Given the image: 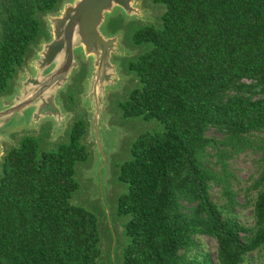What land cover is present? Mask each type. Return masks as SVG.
<instances>
[{
    "label": "trees",
    "instance_id": "16d2710c",
    "mask_svg": "<svg viewBox=\"0 0 264 264\" xmlns=\"http://www.w3.org/2000/svg\"><path fill=\"white\" fill-rule=\"evenodd\" d=\"M59 1L0 0V94ZM153 1L164 7L160 25L133 29L131 42L142 48L124 67L137 82L117 103L124 116L162 126L138 135L120 167L127 190L117 213L129 216L122 264H243L264 246V170L245 226L227 161L264 146V0ZM86 129L84 119L72 122L55 150L23 136L2 156L0 264H98L96 219L70 202ZM197 235L215 240V261L196 251Z\"/></svg>",
    "mask_w": 264,
    "mask_h": 264
},
{
    "label": "rangeland",
    "instance_id": "374dc122",
    "mask_svg": "<svg viewBox=\"0 0 264 264\" xmlns=\"http://www.w3.org/2000/svg\"><path fill=\"white\" fill-rule=\"evenodd\" d=\"M71 0H62V3L55 12L41 16L44 24L42 29L48 25L47 16L60 13L65 3ZM133 10L128 15L120 7H115L111 18L104 26V33L110 34L111 24L120 28L115 33L120 35L117 50L122 51L113 55V61L117 62L119 80L113 88L105 93V103H95V89L88 85L86 78L90 74L89 60L82 59L77 53L76 58L87 63V70H78L75 74L72 71L58 90L55 103L66 112V120L61 126L55 125L52 119L54 116L39 119V123H33L35 103L20 109L15 113H9L0 117V175L2 173L1 157L2 147L6 152L10 147L17 146L23 136H34L39 143V150H55L60 143L67 142L69 130L72 122L77 119H84L87 129L81 136V143L87 150V157L83 161H77L74 166V178L77 181V188L70 198L72 204L81 206L96 219L99 233L100 256L98 264H122L124 248L128 242L124 224L128 220V215L117 213V203L119 197L126 192L127 184L119 179L121 165L130 158V148L132 142L138 135L147 130H159L161 124L155 119L144 120L140 116H124L118 102L124 101L130 89L136 84V78L129 75L124 70L123 64L126 59L134 57L141 50V45L130 44L131 33L134 28L143 24L160 25V14L164 7L161 3L153 0H130ZM123 15L119 17V15ZM47 25V26H46ZM109 31V32H108ZM113 33V34H115ZM47 33L32 47L30 54L26 58L23 66L16 72L8 91L0 94L1 100L11 101L14 93L23 81L24 72H31L32 63L37 58V50L40 47L42 38H46ZM52 67V66H51ZM49 67V68H51ZM48 68V69H49ZM37 79V77H35ZM10 88V89H9ZM92 88V89H91ZM26 92L31 89L24 87ZM101 85H99L100 94ZM97 90V87H96ZM98 94V92L96 93ZM5 107L0 104V108ZM95 112L98 118L94 120V127L91 133V116L94 119ZM49 118V119H47ZM51 118V119H50ZM46 121L48 124H43ZM40 124L41 125L40 127ZM3 126V128H1ZM51 127V128H49ZM39 128V129H38ZM9 135V136H8ZM207 135L219 136L213 130H208ZM264 146L256 151L247 150L231 157L227 161V167L233 174L231 186L235 192L234 211L237 219L245 226H252V204L255 197V190L252 189L253 181L264 170ZM3 152V153H4ZM214 159V158H213ZM212 159V161H213ZM217 168V167H216ZM220 186L213 184L211 188L212 198L216 202H221L223 197L220 194ZM198 253H208L215 261L216 242L206 235L195 236ZM243 264H264V246L249 253Z\"/></svg>",
    "mask_w": 264,
    "mask_h": 264
},
{
    "label": "water",
    "instance_id": "95a60500",
    "mask_svg": "<svg viewBox=\"0 0 264 264\" xmlns=\"http://www.w3.org/2000/svg\"><path fill=\"white\" fill-rule=\"evenodd\" d=\"M115 7H120L127 15L133 10L130 0H71L65 3L60 13L47 16L46 28L51 36L40 43L31 72H24L20 87L11 95L13 100H1L5 107L0 108V117L35 103V110L31 113L35 117L33 123H39L44 116H54V124L61 126L66 120V112L55 100L61 84L68 80L73 70L78 71L77 53L90 62L91 70L86 80L95 89V103L104 104L105 93L116 83L113 80H119L117 62L112 57L120 52L123 54L117 50L120 35L103 32L104 23L108 15L114 13ZM24 87L31 90L26 92ZM92 116L91 133L94 120L99 117L97 112L94 119Z\"/></svg>",
    "mask_w": 264,
    "mask_h": 264
},
{
    "label": "flooded vegetation",
    "instance_id": "af4514ba",
    "mask_svg": "<svg viewBox=\"0 0 264 264\" xmlns=\"http://www.w3.org/2000/svg\"><path fill=\"white\" fill-rule=\"evenodd\" d=\"M154 2V1H153ZM62 3V0H60L59 1V5H58V7L60 6V4ZM156 3V2H155ZM58 7H57V9H58ZM57 9H55L53 12H55ZM115 16H110L109 18H107V22H106V24L108 23V21H112V20H110L111 18H114ZM119 17H122V20H123V15L121 14V15H119ZM149 24V23H148ZM143 25H147V24H143ZM143 25H141V26H143ZM105 27L107 28V25H105L104 26V29H105ZM137 27H140V26H137ZM46 29V33H47V37L46 38H42V39H45V40H48L49 38H50V36H51V33H50V31L47 29V28H45ZM111 32H110V34H113V33H115L114 31L115 30H119L120 28H118V26H115L114 27V25L113 24H111ZM109 32V31H108ZM130 39H131V37H130ZM129 43L130 44H133L131 41H129ZM87 63L86 62H84V61H80V63H79V67H78V70L80 71V70H82V71H85V70H87ZM123 67H124V64H123ZM124 70H125V67H124ZM79 71H75V74L76 73H79ZM128 73V72H127ZM129 75H132V73H128ZM133 76V75H132ZM48 122H50V121H46V122H44L43 124H48ZM51 123V122H50ZM43 124H40V127H41V125H43ZM49 125V124H48ZM49 128H51V127H49ZM39 129V128H38ZM9 136V135H8ZM4 152V147H2V156L5 154V152ZM2 158V157H1Z\"/></svg>",
    "mask_w": 264,
    "mask_h": 264
}]
</instances>
